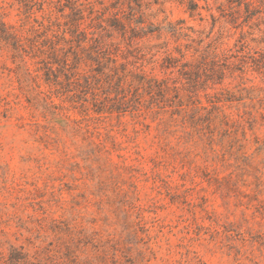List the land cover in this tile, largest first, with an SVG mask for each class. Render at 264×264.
<instances>
[{
  "label": "rangeland",
  "instance_id": "rangeland-1",
  "mask_svg": "<svg viewBox=\"0 0 264 264\" xmlns=\"http://www.w3.org/2000/svg\"><path fill=\"white\" fill-rule=\"evenodd\" d=\"M188 1L0 0V264H264V6Z\"/></svg>",
  "mask_w": 264,
  "mask_h": 264
},
{
  "label": "trees",
  "instance_id": "trees-1",
  "mask_svg": "<svg viewBox=\"0 0 264 264\" xmlns=\"http://www.w3.org/2000/svg\"><path fill=\"white\" fill-rule=\"evenodd\" d=\"M227 5V9L221 8V15L225 17L226 22L238 24L242 19L243 21L250 20L260 11V8L264 6V0H227ZM197 8V0L188 1L187 9L189 11L193 12L197 10Z\"/></svg>",
  "mask_w": 264,
  "mask_h": 264
}]
</instances>
